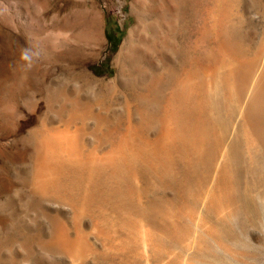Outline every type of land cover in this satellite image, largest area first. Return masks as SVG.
<instances>
[{
  "label": "bare ground",
  "instance_id": "obj_1",
  "mask_svg": "<svg viewBox=\"0 0 264 264\" xmlns=\"http://www.w3.org/2000/svg\"><path fill=\"white\" fill-rule=\"evenodd\" d=\"M124 2L112 76L93 0L0 28V264H264V0Z\"/></svg>",
  "mask_w": 264,
  "mask_h": 264
},
{
  "label": "rangeland",
  "instance_id": "obj_2",
  "mask_svg": "<svg viewBox=\"0 0 264 264\" xmlns=\"http://www.w3.org/2000/svg\"><path fill=\"white\" fill-rule=\"evenodd\" d=\"M16 1L17 0H0V28L13 29V27L19 26L16 21L17 10H19V8L14 7ZM93 3L95 4V8L97 6L101 15L100 26L106 42L102 49L100 59L97 63L91 65V69L99 76H112L115 71L111 63L112 55L118 50L119 44L132 23V17L128 15V5L126 2L122 5L121 11H119V0H93ZM29 9L31 11L36 10L32 5H29ZM100 9L102 10L101 12ZM27 26L28 23L25 21L22 22V27ZM29 41L31 44L25 41H21L20 45L15 42H11L10 44L7 43V47L4 46V43H2V45L0 44L1 49L5 48L3 53L0 54V62H2L3 65L0 66V79L4 76L10 81V79H12L11 77L16 75V70L19 66L23 67L25 65L28 67L27 69H29L33 68L37 61H41L42 56L40 54L41 52L38 51L40 50L38 41L33 38H30ZM86 48H89L88 45ZM1 49L0 51H2ZM52 68L53 67L50 66L49 70ZM12 70L14 72H12ZM27 73L32 80L40 79L39 70L34 71L30 69ZM7 74L8 76L6 77ZM67 74L64 72L61 77L66 80L68 77ZM53 75L52 73H48V76Z\"/></svg>",
  "mask_w": 264,
  "mask_h": 264
}]
</instances>
